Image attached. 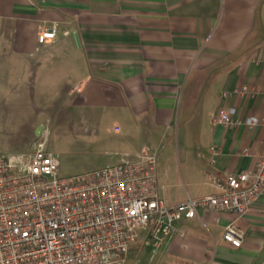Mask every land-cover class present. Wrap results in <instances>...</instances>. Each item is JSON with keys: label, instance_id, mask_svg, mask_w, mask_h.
<instances>
[{"label": "crops", "instance_id": "0c3cea01", "mask_svg": "<svg viewBox=\"0 0 264 264\" xmlns=\"http://www.w3.org/2000/svg\"><path fill=\"white\" fill-rule=\"evenodd\" d=\"M11 95L21 110L40 99L65 113L101 167L175 148L185 193L174 201L156 163L167 203L216 193L212 176L253 168L264 151V0H0V100ZM228 107L259 123L212 124ZM229 222L244 231L238 247L223 239ZM175 225L138 230L123 264H264V194L242 216L199 209Z\"/></svg>", "mask_w": 264, "mask_h": 264}, {"label": "built area", "instance_id": "2783aa9c", "mask_svg": "<svg viewBox=\"0 0 264 264\" xmlns=\"http://www.w3.org/2000/svg\"><path fill=\"white\" fill-rule=\"evenodd\" d=\"M56 33L54 26L44 28L37 41ZM234 114V107L219 108L211 122L259 123ZM44 144L43 138L29 152L0 154V264H123L140 229L148 238L175 233V223L199 209L242 216L264 194V151L253 168L212 176L216 193L167 203L158 191L156 156L145 148L133 159L61 177L58 157ZM222 236L238 247L244 231L229 222Z\"/></svg>", "mask_w": 264, "mask_h": 264}, {"label": "rangeland", "instance_id": "374dc122", "mask_svg": "<svg viewBox=\"0 0 264 264\" xmlns=\"http://www.w3.org/2000/svg\"><path fill=\"white\" fill-rule=\"evenodd\" d=\"M21 101L22 98L12 95L0 100L3 104L0 109V154L28 151L30 140L44 138V150L58 157V173L61 177L101 167L90 146L82 138H78V131L66 119L65 113H56L54 106L42 107L40 99L31 101L34 105L21 110L18 108ZM30 122L37 124L36 127L40 130L38 135L36 130L29 128ZM177 162L175 148H171V151L164 148L156 154L159 184L163 185L164 197L173 198V201L185 193L184 184L176 169ZM165 165L169 167L168 176L161 172Z\"/></svg>", "mask_w": 264, "mask_h": 264}]
</instances>
